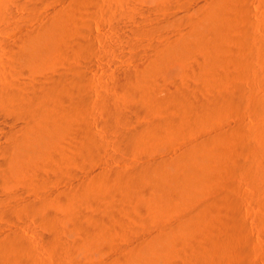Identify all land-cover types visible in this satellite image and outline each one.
Returning a JSON list of instances; mask_svg holds the SVG:
<instances>
[{"label": "bare ground", "instance_id": "obj_1", "mask_svg": "<svg viewBox=\"0 0 264 264\" xmlns=\"http://www.w3.org/2000/svg\"><path fill=\"white\" fill-rule=\"evenodd\" d=\"M50 1L52 3L54 0H24L23 2L21 1V6H18L26 10L35 11L39 9L41 5H45ZM89 1L90 0H80L78 8L75 6L76 8L74 7V9L69 8V10L63 9L58 10L56 13L53 12V15L54 13L55 15H49L52 16L49 20L44 18L46 22L43 24L44 26L42 25L43 28L38 32H32L30 35L26 34L27 36L22 35L19 42L4 41L0 45V117L5 116L9 118L10 121L19 122V125L10 127L6 130L4 136L6 138L4 139H6L5 141L7 142L4 141L5 143L0 146V185L13 187L17 184H21L20 186L28 187L26 189H29L30 186L31 189L36 187L35 190H38L37 194L42 198L41 201L37 200L39 201V203H37L35 200V203L30 200L31 198H28L30 201H25L26 205L20 204L24 202H20L19 204L24 206L25 212L24 210L23 212L29 217H31L30 215L37 216L35 219L38 218L40 222L38 226L40 225L41 228L44 229V232L39 237V243L37 244H40V247H38L40 249L44 248L47 252H50L54 258H58V264H66L64 257L69 256L76 259L80 253L85 256L86 261L82 263V259V262L78 263V260H76V264H95L92 261L94 255L102 251L105 252L104 250L106 247L108 249V244L111 245L112 248V245H114L113 241L116 240L118 231L121 230L125 235H129L133 230L137 231L135 228L132 229L131 222H129L131 221L129 220L130 218H137L142 222L153 224L154 227L156 226V228L162 232L155 238L149 236V239L148 236H144L148 238L147 240L142 236L143 239H145L142 240V242L138 240V243L134 241L136 244H134V242L133 244L130 243L134 246L124 244L126 248L121 254L120 252H113L111 249H108L111 250L113 254L118 253V255L114 256L115 259L110 261L109 258H107V264L225 263L226 261L222 259L223 255L221 254L220 247L218 248V244L216 245V241L219 239L216 237L222 233L218 236L214 234L216 236L215 239L214 235H211L212 232H210L212 229H207L211 234L205 236L203 234L204 232H201L202 227L201 229L199 228L201 223L206 219V214L201 215L202 213H197L194 215V212L191 213L185 208L182 213H179L183 217L180 226H174L168 224L166 222L168 217L166 218L164 213L160 212L163 210L166 212V210L184 194L183 192L191 191V189L196 186L197 181H206V164L204 165L203 161L200 160L201 158L199 159L203 146L201 144H204L206 139L203 140L205 142H200V144L197 142V137L199 138L202 131L204 132L205 129L202 127L207 128V126H209L208 121L213 120L211 118L215 116V114H219L218 112L228 104L229 106L231 103L237 104L239 99L240 101L242 100V93H245L243 90L245 89L246 91V88L243 89V76L240 74L243 69L240 73L239 70H237L238 73L236 72V74H232L230 71L228 72V67L226 66L229 63V56H226L223 51L228 49L226 51L227 53L228 51H234L235 48L237 49L238 46L236 44L237 47L231 44L234 48H231V46L228 48V44L234 40L236 43L238 42L240 47H244L243 42L241 43L242 45H240L239 41H236L238 38V40H240V37L244 38V36L242 37L241 35L243 32L241 30L245 22H248L245 18L242 19V17H245V13L244 16L241 15V11L244 9L238 10L237 6H234L236 9H233L231 5L233 0H224L225 6L228 5L226 8L228 13L222 15V19L219 17L221 19L219 22L213 16L220 3L217 0H125L124 2L122 0L123 4H119L120 7L124 5L126 6L124 10L128 11H125V15L122 14V16L117 17L115 27L121 29L120 27L126 21L130 23L137 22L136 25L138 26L141 20L139 22L136 21V18H138L136 16H138V14L135 13H138L136 12V8L138 10V7L135 6L139 5L141 7L140 13H143L142 15L144 18L150 22V26L151 22H153V25L148 28L149 22H147L148 24H144L147 25V27L142 25L137 28L134 24L135 27L130 28L129 31L125 28L127 30L126 33L128 35L130 33L133 35L136 34L137 36H139V33L143 35L145 33L148 34V37L150 35L153 36V38H149L154 42L151 44L153 45L156 43V45H150L152 47L144 46L149 50L148 53L151 50L154 53L151 52V55L149 53L150 56L146 58L143 54L139 55L133 52L137 56H134L132 53L131 59L134 56L137 57V60H139L138 62H140L137 67L134 69L127 68L131 71L121 69L117 72L115 71L116 73L114 72V75L111 74L112 92L109 93L111 89L110 86V89L108 88L109 90L107 91L108 93H105L107 95L101 94L97 96L99 97L98 100L91 104V93L89 94L87 92L88 89L85 90L86 88L84 89L81 87H84L83 84L86 83L88 80L87 78H89L87 76L95 69L92 55L98 52L95 50L90 40H87L85 37L84 41L80 39L91 30L90 26L86 25L88 23H82L83 21L81 18L85 16H83L85 12L80 11L81 6L88 9L85 5ZM238 1L240 4L241 0ZM76 2L73 4H76ZM242 2L244 3V0H242ZM262 2L264 3V0ZM69 3L71 4V2ZM56 4L58 8V3ZM234 4L236 5V3ZM86 6L89 7L90 5ZM94 7L98 8L97 6ZM242 7L243 6L240 8ZM64 8H66V6ZM85 9L83 10L85 11ZM245 9H247V6H245ZM153 10L164 12L165 14L162 13V15H165V17L162 18L165 20L163 21L160 17H158L159 19H155L156 17L152 18L151 13ZM239 11L241 18L239 17ZM27 12L26 14H28ZM32 12L29 11V13ZM154 12L153 14H155ZM37 14H39V12ZM157 14L159 15V13ZM247 15L248 14H246V17ZM38 16H41V14ZM42 18L43 17L40 19L41 21ZM241 19L243 21L245 19V22ZM44 21H42L41 24ZM143 22L145 21H142V23ZM169 22L170 25L172 24L174 27H172V29L174 30L176 28L179 32H177L175 36L173 34L168 38L164 37L165 40L163 39V41L161 39V42L159 43L157 41V44L154 39H156V36H161L160 31H162L163 28L166 29L165 26L168 25ZM243 28L245 31L246 27ZM123 30L124 29H122V31ZM173 30H171V33ZM260 34L262 37L257 39V42L255 41L257 46L255 45L256 43L253 42L254 39L253 41L249 40L252 37L249 39L247 38L246 41L243 39V41H245V45L247 44L248 46L253 42L254 47L256 46V51L258 54H261L258 55L255 51L256 55L258 57H264V35L263 33ZM260 34L256 35L257 38ZM163 35L164 33H162L161 37H163ZM149 38L148 40L152 41ZM247 40L250 41V44H248L249 41ZM241 41L242 39L240 42ZM139 42L138 45L140 46L141 43L139 44ZM131 43L135 46V41H130L129 47ZM145 44L148 45L149 43ZM139 46L138 48H140ZM132 47L133 46H131V50ZM224 47L226 48L224 49ZM135 48L136 46L133 49ZM148 48H151V50ZM140 49L144 51L142 47ZM238 49H240V51L234 52L239 56H235L238 57V59L241 56L240 61H242V55H240L239 52L243 54L244 49L242 50L239 47ZM142 51L140 52L142 53ZM249 52L251 51L249 50ZM250 54L252 55V53H249L248 56ZM245 55H243V57ZM236 57H230L232 61L230 64H233L234 60L236 61ZM247 58L246 60H248ZM254 58L256 57H252V62ZM262 59L264 60V58ZM137 60L133 61L136 62ZM243 61L240 63L243 64L245 62ZM239 62L238 64H236L237 62L234 63L235 66L237 65L238 69L243 68V66L246 69L245 66L248 68L252 67L251 65L253 64L251 62L252 64L249 66L247 64L248 62H246L247 65H241V67H239ZM234 64L233 67H235ZM133 65H136V63ZM223 66L226 67V72L225 69L222 68ZM220 67L224 71H221L222 69L220 70ZM236 68L233 70L234 72ZM86 72H88V75H86ZM243 73L248 75L249 72L245 70ZM250 73L253 72L251 71ZM224 76L225 78H223ZM221 78H223L222 80H228V78H230L231 82L233 81V85L229 87H227L228 85L225 86L227 88H217L215 84L218 83L217 85L219 86L221 83L219 84L217 80L221 82ZM90 80L93 81L91 76ZM230 80H228L227 83H229ZM90 83L91 82L88 84ZM223 84L224 82L222 81L221 85ZM88 86L90 87V85ZM82 89L84 91H82ZM247 92L248 91H246V93ZM263 105L264 101L262 103V106ZM228 107L226 109H228ZM93 109L97 111V118H95L96 115L93 117L96 113L95 111L93 112ZM262 109H264V106L263 108L261 106L258 107L257 112L260 113ZM223 113L224 112H221L220 115ZM262 116L264 117V114H262ZM205 124L207 126H204ZM93 126L94 128L101 126L102 131H107L106 133H110L109 135L112 134L109 136L111 138L113 136V145L111 147L117 149L122 156L129 153L132 154L133 150L135 153L136 148L139 149L142 147V150L143 147H145V149H151V146L154 147L153 145L157 143L171 142L173 144V141H176V139H173L174 136L177 139L180 138L179 142L182 140L187 147L183 146L184 144L181 142L179 145L183 144L182 146L186 147L182 152L178 151L180 153L177 154L175 149L171 151L168 150L171 154H177L176 156L173 154L172 157L174 158H168L169 160L167 158H164L166 160L160 158L161 160H151V162L149 160L150 163L140 166H137L138 164L134 166V164H136L134 163L131 164L133 165L132 168L129 167L131 169H125L126 171H123L124 169L119 170L114 166V168H111V165L108 164L110 161L108 163L105 161L104 158L106 156L104 157L105 150L103 143L106 142L102 141L99 133L94 132L95 130L93 131ZM201 129H203L201 134L199 133L200 135L197 136ZM234 134L235 132L231 133L233 138H235ZM225 135L227 136V134ZM237 136L239 135L237 134ZM222 138L225 137L223 136ZM238 142L234 145V152H232L235 156L237 154L234 166H236L238 170H247L249 166L247 158L251 157L252 160L250 161L252 164L250 163V167L254 169L253 174L255 172V175L262 176L261 178H263L264 162L261 163L259 160L261 159L260 157H262L261 154L263 155L262 151L258 150L256 148L257 146L251 148H256L258 151H256V149L255 151H247V149L244 148L245 146L241 145L246 141ZM109 144L111 145V142ZM169 146L176 147L173 145ZM169 146L168 148L164 146V148L169 149ZM213 147L217 148V145H213ZM230 147L231 146H229L227 150H230ZM251 148L250 150H253ZM145 149L143 151L144 153L149 150ZM214 150L216 149L214 148ZM227 150L223 152L226 154V152H229ZM235 150L237 153H235ZM210 151L213 152L212 150ZM217 152L216 150V155L219 154ZM223 152H221L222 155L224 154ZM119 153L118 155H120ZM168 155L170 154L168 153ZM225 163L227 162L225 161ZM219 164H221V162H219ZM228 165L231 166L229 163ZM76 167L84 169V171H86V174L84 172L85 175L92 176L87 178L88 180L79 177L83 173H81L80 170V173H78L80 175L78 176L76 173L79 171L75 173ZM233 170L235 169L233 168ZM53 175H55V180L61 183H58L57 189L59 185H63L67 180H71L70 183L72 185V181L76 180L77 183H74L75 185L70 189H65L61 192H57L58 190H55L56 187H53L54 191L57 193H54V191L51 193L49 187L51 188L50 183L51 179H53ZM85 175L84 177H86ZM255 175L253 177H255ZM82 178L85 179V181L82 180ZM257 179L259 178L257 177ZM262 180L264 181V178ZM55 182L57 183V181ZM68 184L69 183H67V185ZM61 188L62 187H60V189ZM21 194H19V196ZM38 195L34 197H38ZM6 196L9 197V195ZM12 196L13 195H11V197ZM34 197L32 196V198ZM196 201L198 204V200ZM192 205L194 204L192 203ZM4 207L6 206L4 205ZM11 207L14 210L13 206ZM11 207L9 211L12 210ZM171 208L173 210L175 209L174 207ZM192 208L194 209V207ZM4 209H6L3 210L6 212H3L5 213L4 217L7 216L8 218H13L16 212L19 211L18 207L15 208L18 210H14L16 212L13 213L9 212L7 208ZM210 212L212 213V211ZM26 214H24V216ZM221 219H223V217ZM209 222H211V220ZM132 223H134L133 220ZM215 223H217V221ZM208 225H211V223ZM215 227L218 226L215 224ZM224 229H226V227L223 228V230ZM66 231L72 234V239L71 242L68 241L69 243L63 240V234ZM220 231L218 230V232ZM17 232L13 231V233H7V235H5L7 238L1 241L0 264H40V257L36 259V261L35 258H37V256H34L35 258L33 259V254L36 255L39 253H34L35 251H33L32 247L35 246L30 243L32 245L31 247L29 244L30 241L23 240ZM134 233L132 232L131 234L133 235ZM136 234L137 233H135L134 236H136ZM132 235L130 236L132 237ZM229 237L227 242H229ZM233 239L231 238V240ZM31 241L33 243V240ZM224 241H226V239ZM219 242H221L220 239ZM115 247H119V245L113 246L114 250L117 249ZM242 251L240 250V252ZM40 252L43 253L42 250ZM175 253H177L178 255L176 256L179 257H176ZM110 256L113 257L111 254ZM174 256L179 258L181 262H176ZM69 257H67V260ZM67 264H70V261ZM98 264L102 263L99 262ZM243 264H245V260Z\"/></svg>", "mask_w": 264, "mask_h": 264}, {"label": "rangeland", "instance_id": "obj_2", "mask_svg": "<svg viewBox=\"0 0 264 264\" xmlns=\"http://www.w3.org/2000/svg\"><path fill=\"white\" fill-rule=\"evenodd\" d=\"M19 1L20 0H17V2H16V0H0V15H2V16H0V45L4 41H16V42H19L22 35L27 36V35H30L32 32H36V31L38 32L39 30H41L43 28L42 25L45 24V22H46V20L44 18H47V20H49L50 18H52V16H49V15H53V12L56 13L58 10H63V9H68L69 10V8L70 9H74L75 6H77V8H78V4L80 2V0H78V1L77 0H74V2H73V0H66V2H65V0H63V1L61 0L62 1V3H61V1H59V0H54V1H52V3L50 1V2L46 3L45 5H41V7H39V9L33 11V10H26L23 7L20 8L19 6H21V1L23 2L24 0H21L20 2ZM94 1H97V2H94ZM116 1H114V0H90L86 4V5H90V6L88 7V6L85 5V7H87L89 10L88 9H85L84 6H81V7L79 6L80 9H81L80 11L85 12L83 14V16L84 15L85 16L82 17L83 19L81 18V20L83 22L81 20L80 21L82 23H84V24L85 23H88L86 25H89L90 26V29H91L89 33L87 32L83 36V38L81 37L80 39H83V41H84V37H85V38H87V40H90L91 43L93 44L95 50H97V52H98V53H95V54L92 55L93 64L95 65V69H94L93 72H90L89 75L91 76V78L93 79V81L90 80V76L88 75V72H86L87 73L86 75H88L87 77H89L87 79L90 80V81L87 80V82L83 84L84 87H81V88H84V89L86 88L85 90L88 89L87 92L89 94L91 93L90 94V100H92L91 101V104L92 103H95L98 100L99 97H97V96H100L101 94L102 95H107L105 93H108L107 91L110 88L111 89L109 90V93L112 92V85H111L112 84V78H110L111 77V74L114 75L118 70H121V69L122 70H125L126 69L127 71H131V70H128L127 68H129V69L133 68L134 69L140 63V62H138L139 60H137L138 58L137 57H134V56H137L136 54H139V55L140 54L141 55L143 54V56H146V58H147L148 56L151 55V52H153L151 50V48H148V49L151 50L149 52L150 53V55H149V53H148L149 50H147V48L144 45L149 46V47H152L153 45L154 46L156 45V43L153 44V45L151 44L153 42V40L150 39V38H153V36H151V35L149 36L150 37L149 38L147 36L148 34H145V33H144V35L142 33L141 34L140 33L139 34L137 33L139 36H137L136 34L133 35L131 33L128 35L126 33L127 30L125 28H127L128 31H129L130 28H134L135 27V25H136L137 22L130 23V22L126 21L124 23L125 25L122 24V26L120 27L121 29L115 27V23L117 22L116 21L117 17L118 16H122V14L125 15V11H128V10H124V9H126V6L121 5V7H120V5H119V4H123V2L125 0H123V2H122V0L121 1L120 0L119 1L116 0ZM217 1H219L220 3L217 6V8H216V10H215V12L213 14V16L217 19V21H219V20L221 21L222 15L228 13L227 12L228 10H226V8H227L228 5L225 6L226 4L223 2L224 0H217ZM262 1L263 0H244L245 5L242 2V0L240 1V4H239V1L238 0H233L231 2V5L233 6V9L236 6H237V9L238 10H240V9L243 10L244 9L243 11H241V15L242 16H244V13H245V17H242V19L245 18L246 21H248V22H245V19H244V21L241 19L243 22H245V24H244L245 26L243 25V22H242V25L243 26H242V30H241V31H243L242 32L243 34L241 33V35H242V37L244 36V38H241L240 37V40L242 39L241 42H240V40H238L239 38L236 40V41H239L240 45H242L241 43L243 42L245 48L243 46L240 47L238 45V42L236 43L235 40L233 42H230L228 44V48H230V46H231V48H234V46L235 47L238 46L242 50L243 49L246 50L247 52L243 50V54L240 53V52H239V54L242 55V58L244 59V61L246 60L247 57H248L247 58L248 60H246L244 62L243 59L241 58V60L244 63L243 64L240 63V62H242V61H240V57L241 56L238 59V57H236V56H239V55L235 54L236 52H234V51H240V49H238V47H237V49L235 48L236 50L234 49V51L232 49H230V50H232V52L231 51L230 52L228 51L226 53V51L228 49L227 50H223L225 52L226 56H229L228 57L229 58V61H228L229 63L227 64L226 67H228L227 68L228 69V72L230 71V72H232V74H234V73L236 74L237 70H239V73H240V71L243 69V71H241V73H240L243 76V78H242V83H244L243 89L246 88V91H248V92L246 93V91L244 89L243 92H245V93H242L243 95L241 94L242 97L240 95V97L242 99L241 101L239 99V102L240 103L239 102L237 104L231 103L230 106H229V104L226 105V106H224L223 107L224 110L223 109L220 110L218 112L219 114H215V116H213L211 118L213 120H209L208 121L209 126L206 125L208 123H206L204 125V126H207V128L206 127L205 128L202 127L203 129H205L204 132L202 131L203 129H201L198 132V135L197 136H199L201 134V131H202V134H201L202 136L200 135V137H202V138H200V137L198 138L197 137V140H198L197 142L198 143H200V142L202 143V142H205L206 141L204 144H201L200 143L203 146H202L201 153L199 155L200 156L199 159L201 158L200 160L203 161V164L204 165L206 164V166H205V172H206V177H207V178H205L206 181L205 182L204 181L203 182L202 181H197L196 186L193 188L194 190L191 189V191H189V192H187V191L183 192L184 194H182V196H180L177 199V201L174 204H172L169 209L166 210V212H165V210H163L162 212H160V213H164V216L166 218L168 217L166 219V222L168 224H172L174 226H180L181 221L183 220L182 219L183 217L179 213H182L185 210V208H186V210H189V212H191V213L194 212L193 213L194 215H196L197 213L198 214L199 213L200 214L202 213L201 215L206 214V219L201 223V225H200L199 228L201 229V227H202L201 232L202 233L204 232L203 234L205 236L208 235V234H211L210 232H212L211 235H214L215 234L216 236H218L220 233L223 234V235L220 234L218 237H216L214 235V238L215 237L216 238H219L220 241H221V242H219V239H218L216 241V245L218 244L217 247L218 248L220 247V250L222 252L221 254L223 255L222 256V259H224L226 261L225 263L222 262V264H228V263L229 264H235L236 262H237L236 264H243L244 263V260H245V264H264V181L262 180L264 178V176H263V178H261L262 176L255 175V172L253 174V170L254 169H252L250 167L251 166L250 165V163H251L250 160H252V158L250 156H249L250 158H247L248 165H249L248 168H247V170H238L237 167L234 166L235 165L234 163H236V160L235 159L237 158V154L235 156V154L232 153V152H234L233 151L234 150V145H236V142H238V140H239V142H242V141L245 142L246 141L244 144H241V145L242 146H245L244 148L247 149V151L248 150L249 151H255L256 148L258 150L262 151L263 155L261 154L262 157H260L261 159H259V160H260L261 163L264 162V145H263L264 144V117L262 116V114H264V111H263L264 109H262L260 113L257 112V108L258 107L261 106L263 108V106H264V105L262 106V103L264 101V64H263L264 63V60L262 58H264V57L263 56L262 57L261 56L258 57L256 55V52H257L256 51V46H257V43L256 42L258 41L257 39H259L260 37H262V35L260 33H263V35H264V32H263L264 31V28H263L264 27V10H263L264 9V6H263L264 3ZM69 2H71V4ZM75 2H76V4H73ZM56 3H58V6L60 7V9H59V7L57 8V4ZM66 3H67V5H66ZM234 3H236V5ZM64 5L66 6V8H64L65 7ZM239 5H240V7L241 6H243V7L240 8ZM94 6H97L98 8H96ZM245 6H247V9H245ZM261 6H262V8H261ZM135 7H138V10H139L138 11L137 8H136V12H138V13H135V14H138V16H136V17H138V18H136V21L139 22L141 20L138 23L139 25L138 26L136 25L137 28H139V26L141 27L142 25L144 27H147V25H144V24H148L147 22H149V21L144 18V16L142 15L143 13H140L141 7L139 5H137ZM83 9H85V11ZM123 10H124V12H123ZM29 11L30 12L33 11V12L32 13H29ZM88 11L91 12V13H89ZM220 11H221V13H220ZM225 11H226V13H225ZM26 12L28 14H26ZM38 12H39V14H37ZM87 12L89 13V15H88ZM153 12L155 14L159 13V15H162V13L165 14L164 12H158L157 10H153L152 13H151L152 18H155L156 17L155 19H159L158 17H160V18L165 17V15H162V16H159L158 14L155 15V14H153ZM55 13H54V15H55ZM35 14H37V15H35ZM40 14H41V16H38ZM246 14H248L247 17H246ZM241 15H240V11H239V17L240 18H241ZM37 17H38L39 20L37 19ZM41 17H43L42 18V21L45 20L42 24H41L42 21L40 20ZM84 18H85V21L86 22L84 21ZM143 19H145V20H143ZM164 20L165 19H163V21ZM39 21H41V22H39ZM142 21H145L146 23L145 22L142 23ZM219 22H218V24H219ZM126 23H128V24H126ZM152 25H153V22H151V26ZM151 26H150V22H149L148 28L151 27ZM165 27H166V29L163 28L164 32H163V30L160 31V35L161 36H162V33H164L163 37L160 36L161 37L160 38V37H157L156 36V39L157 40L154 39V41H156V42L158 41L160 43L161 42V39L162 40L163 39L165 40V38H168L170 35H173L174 34V36H175V34H177V32H179V30H176V28L174 29L175 31L172 29L173 26H172V24L170 25V22ZM243 27H246L245 28L246 29L245 30L246 32L243 30L244 29ZM117 29H119V30H117ZM122 29H124L123 31L126 34L122 31ZM171 30H173L172 33H171ZM174 32H176V33H174ZM257 34H260L261 36L258 35V38H257V36H256ZM140 35H142L143 37L140 36ZM145 35H146V37H145ZM174 36H171V37H174ZM255 36H256V39H255ZM148 38L150 40H152V41H149ZM247 38L248 39L251 38V39H249L251 41H253V39H254L253 42L256 41L255 42L256 43L255 44L256 46L254 47V43L253 42H252L253 45L250 44V41L249 40H247V41H249L248 44H250V45L249 46L247 44L245 45L244 42L246 41ZM243 39H245V41H243ZM144 40H146V41L148 40L149 42L148 41L146 42ZM130 41L131 42H134L135 41V46H136L135 49H133L135 46L132 43H131V45L129 47ZM142 41H144V42L141 43ZM138 42H139V44L141 43L140 46L138 45ZM158 42H157V44H158ZM145 43H149V44L147 45ZM231 44L234 45V46H232ZM150 45H152V46H150ZM131 46H133L132 47V50H131ZM138 46L140 48L142 47V49H144V48H146V49H144V51H142L140 48H138ZM247 46L249 47V49H248ZM225 48L226 47H224V49ZM250 48H253V49H250ZM249 50L251 52H249ZM140 51H142V53ZM253 51H254V54H253ZM133 52L136 53V54H134ZM132 53H133L134 56L131 59ZM153 53H152V55H153ZM249 53H252V55H254V56H252L251 54H250L251 56L250 55L248 56ZM0 54H1V51H0ZM233 54H234V56H233ZM257 54H258V52H257ZM243 55H245L244 56L245 58L243 57ZM258 55H261V54H258ZM230 57H236L237 58L236 61L234 60L233 64L236 63V62H237L236 64H238V62L240 61L239 62V64H240L239 67H241V65L243 66V65H247V64L250 66L253 63L251 65L252 67H248L247 68V66H245L246 67V69H245L244 66H243V68H239L238 69L237 65L235 66V64H234L235 67H233V64L232 63L230 64V62H232ZM252 57H256L257 59L254 58L253 59V62H252V60H251ZM134 58H136V59H134ZM259 59H261L262 62ZM133 60H137V61L135 62ZM259 61H260V63H259ZM246 62H248V63L246 64ZM135 63H136V65H133ZM226 67L223 66L222 68L225 69ZM222 68L220 67V70ZM235 68H236V70L234 72L233 70ZM250 68H251V71L253 73H250L251 72L250 71ZM223 69L221 71H224ZM227 69H225V72H226ZM245 70H248V72H249L248 75L249 76L246 74L247 71L245 73L246 75L243 73V72H245ZM254 75H255V77H254ZM223 78H225V76ZM223 78H221V82L218 81V80H217V82H219V84L220 83L222 84V81H223L224 84H226L228 82V80H230V78H228V80H225V79L222 80ZM225 81H226V83H225ZM89 82H91V83L88 84ZM92 82H93V84H92ZM230 82H231V80L226 85L223 84L224 86L221 85V84L218 86L217 85L218 83L215 84V85H216L217 88H220V89H221V87L227 88V87L233 85V81L231 83ZM91 84H92V86H91ZM88 85H90V87ZM225 86H227V87H225ZM247 88H248V90H247ZM82 91H84V90L82 89ZM261 100H262V102H261ZM258 104H259V106H258ZM92 107H95V106H92ZM227 107H228V109H226ZM94 111H95V109H93V112ZM95 112H96L95 114L93 113L94 114L93 117H95V115L97 114V111H95ZM221 112H224V113L220 115ZM97 116L98 115H96L95 118H97ZM256 116H258V117H256ZM18 123L19 122H17V121H12V120L10 121V119L7 118V117H5V116H1L0 117V146H2L5 142H7V141H5L6 139H4V138H6V137H4L5 136V133H6V130H8L10 127H14L16 125H19ZM94 126L92 127L93 128V131L95 130L94 132L99 133L100 136H101V138H102V141L103 142H106V143H103L104 150H105L104 151V157L106 156L104 158L105 161L107 163L110 161L108 164L111 165V168H114L115 167L116 169H119V170L124 169L123 171H126V170L131 169L132 166H133L131 164H134V163H136V164H134V166H136L137 164H138L137 166H140V165H143V164H146V163H150L151 160L152 161L161 160V159L166 160L164 158L172 159V158H174V157H172L173 154H174V156H176L178 153L182 152V150L187 147L186 144H184L182 140L179 142V139L180 138L177 139L174 136L173 139H176L177 143H176V141H173V144L171 142L157 143L158 145L157 144L153 145L154 147L156 146L155 149L152 146H151V149L150 148H146V149H149V150H147L146 153L143 152L144 149H145V147H143V150H142V147H141V148H139L140 151H139L138 148H136L137 150L135 149V153L137 151V153H136L137 155L134 153V150H133L132 151L133 152L132 154H135V155H132V154L129 153V154H126V155H123L122 156V154H120L117 151V149L111 147L113 145L112 144L113 143V139H112L113 136H112V138L109 137V136H111L112 134L109 135L110 133L107 134L106 133L107 131H104V130L102 131L101 126L100 127L96 126L98 128H94ZM233 131L236 134V135L234 134V137L235 138L238 137L237 138L238 140L232 137L233 134L231 135V133H234ZM225 134H227V136ZM237 134L239 136H237ZM221 135H222V137L224 136L225 138H222ZM228 138L230 140L232 138L231 142H230V140ZM203 140H205V141H203ZM222 140H223V142H222ZM110 142H111V145L109 144ZM181 142L184 145L183 144L179 145V143H181ZM167 144H169L171 146L173 145V146H176V147H170ZM212 144L214 146L217 145V148L216 147H213ZM182 145L183 146H186V147H183ZM164 146L167 147V148L169 146V149L164 148ZM223 146H225V147H223ZM229 146H231L230 147L231 149L230 150H227V149H229L228 148ZM253 146H255V147L257 146V147L253 149V148H251ZM214 148L218 151L217 153H219V151L222 150V149H224V150L220 151V153L223 152V151L225 152V150H227L229 152H226V154L223 152L225 154V156H224V154L222 155V153L221 154L219 153V154L216 155V150H214ZM250 148L253 149V150H250ZM165 149H167V150H165ZM174 149H175V151H177V154L176 155H175V153L171 154V152L168 151V150L171 151V150H174ZM257 149H256V151H258ZM210 150H212L213 152H211ZM178 151H180V152H178ZM117 152L123 158L120 155H118ZM139 152L144 153V154H141ZM168 153L171 156L168 155ZM235 153H237L236 150H235ZM221 155L223 156V158H222ZM208 156H210V157L212 156V157L210 158ZM218 156H219V159H218ZM214 157H215V160H214ZM233 158H234L235 161L233 160ZM107 159H109V160H107ZM153 159H155V160H153ZM149 160H150V162H149ZM219 160H222V161H219ZM145 161H147V162H145ZM225 161L227 163H225ZM143 162H145V163H143ZM213 162H215L216 164L213 163ZM219 162H221V164H219ZM228 163L231 164V166L228 165ZM211 165H213V166H211ZM129 167H131V168H129ZM214 168H216V169H214ZM229 168H230V170H229ZM233 168L235 170H233ZM75 170H76L75 173L77 171H79V172L76 173L78 176L80 175V174H78V173H80V170H81V173H83L79 177H83V178L87 179V178H90L92 176V175L91 176L85 175L86 174V171H84V169H82L80 167H76ZM216 171H217V173H216ZM247 171H248V173H247ZM84 172H85V174H84ZM207 174H209V175H207ZM84 175L86 177H84ZM254 175H255V177H253ZM54 176L55 175H53V177H52L53 179H51V183H50L52 189L49 187V190L51 191V193L54 191V188L55 187H56L55 190L57 189L58 183L61 184L60 182H58V180H55V177ZM257 177L259 179H257ZM83 178H82V180L85 181V179H83ZM55 181H57V183ZM64 182H66V181H64ZM70 182H71V180L70 181L67 180L66 183H64V184L62 183L63 185H61V186L59 185L58 186V189H57L58 191L57 190L56 191L57 192H59V191L61 192V191L65 190V189H70L72 186H74L77 183L76 180L75 181H72L73 185ZM200 182H201V184H200ZM67 183H69V184L67 185ZM20 185L21 184H17V185H15L13 187L12 186L11 187H7V186L0 185V243H1V241L5 240L7 238V236H5V235H7V233L9 234V233H13V231L14 232H17L18 231L17 233L19 234V236L23 240L25 239V241H28V242L30 241L29 244L31 243L33 246H35V247H32V245L30 244L31 247H32V249H33V251H35L34 253L39 252L36 255L33 254V259L37 256V258H35V261H36V259H38L40 257V259H39L40 260L39 261L40 264H42V263L43 264H50V263L51 264H54V263L58 264L59 263L58 262L59 261L58 258H56V257L54 258V256L50 252H47L44 248H43L44 250L43 249H40L39 248L40 247V244H37V243H39V237H40V235L44 232V229L41 228L40 225L38 226V224L40 222L38 221V218L35 219L37 216L35 217L33 215H30L31 217H29L26 213H24L25 212L24 206H21V205H24V204L26 205L25 201L26 202H29L30 200H32L33 202H35V200L36 201L37 200L41 201L42 198L39 197V195L37 194L38 193V190H35L36 187L33 186L34 188L32 187L33 189H31V186H30L29 189H26L28 187L20 186ZM63 186H65V187H63ZM60 187H62L63 189L61 188L62 189L61 190ZM24 188H25V190H24ZM198 188H199V190H198ZM31 191L33 193L35 191L36 192L33 195V193ZM56 191H54V193ZM197 191H198V194H197ZM8 193H11V194H8ZM14 194H17V195H14ZM19 194H21V195L19 196ZM35 194H37L40 199L38 197H34V196H37ZM6 195H9V197L6 196ZM11 195H13V196L11 197ZM32 196L34 198H32ZM10 197H11V199H10ZM52 197H53V195H52ZM28 198L29 199L31 198V199L29 200ZM196 200H198V204H197V201ZM39 201H37V203H39ZM195 201H196V204L197 205L195 204ZM20 202H24V203H20ZM192 203L194 205H192ZM15 204L16 205L18 204V205L16 206ZM4 205L6 207H4ZM14 205H15V207H14ZM11 206H13L14 210H16L15 208L18 207L19 211H17L18 209L16 210L17 212L14 211ZM212 206H214V207H212ZM10 207L12 209L11 211H9L10 210L9 209ZM171 207H174L175 209L173 210ZM192 207H194V209ZM4 208H7L8 211L11 212V213L16 212V214L14 215L16 217H14V216H13V218H8L7 216L4 217V214L6 213L5 211H3V210H6ZM191 208H192V210H191ZM23 210H24V212H23ZM129 210H130V208H129ZM210 211H212V213ZM3 212H5V213H3ZM9 212H7V213H9ZM18 213H20V214H18ZM21 214H23V215H21ZM24 214H26L27 216L26 215L24 216ZM222 217H223V219H221ZM129 220H131L129 222H131L130 224L132 225V229L135 228L137 230V231H135V230L132 231L133 233L134 232L137 233L136 236H134L135 233L132 235L131 234L132 232L129 233V235H127V234L125 235L120 230L117 233L118 235L116 234V236H117L116 240H114L116 243L113 241L114 245H112V248H111V245L108 244V249H111L113 252L114 251H117L118 253L120 252V254H121V253H123V250L126 248L125 247L126 244H130V243L133 244L134 241L135 242L137 241L136 243H138L139 241L142 242V240H145V239L147 240L148 238H146L144 236H148V237L150 236L151 238H155V237L159 236L160 232H162L158 228H156V226L154 227L153 224H148L146 222H142L141 220H138L137 218L136 219L135 218H130ZM132 220H133L134 223H132ZM174 220H176V221H174ZM210 220H211V222H209ZM220 220H221L222 223L220 222ZM214 221L215 222L217 221V223H215ZM223 221H225L226 223L223 222ZM36 222H38V223H36ZM207 223L208 224L211 223V225H208ZM224 223H225V225H224ZM215 224L218 227H215ZM223 225H224V227H223ZM37 226L40 227V228H38ZM219 226H221V227H219ZM225 227H226V229L223 230V228H225ZM232 227H233V229H232ZM209 228L212 229V231ZM219 228H221V229H219ZM15 229H16V231H15ZM37 229L38 230L40 229V230L38 231ZM207 229L210 230V232H208ZM6 230L9 231V232H7ZM20 230H22L23 232L20 231ZM218 230L219 231L221 230V231L218 232ZM19 231H20V233H19ZM206 232H208V233H206ZM119 233H120V235H119ZM130 235H132V237ZM142 236L145 239H143ZM220 236H221L222 239L220 238ZM227 236L228 237L230 236L232 239L234 237V239L231 240V238L229 237V242H227L228 241L227 240L228 239ZM136 237H140V238H136ZM150 237H149V239H150ZM225 237H227V238H225ZM119 238H120V240H119ZM71 239H72V234L70 232L66 231L63 234V240L65 242L67 241V243H69V242H71ZM225 239H226V241H224ZM31 240H33V243H32ZM240 240H241V242H240ZM231 241H233V242H231ZM135 242H134V244H136ZM225 242H227V243H225ZM113 243H110V244H113ZM224 243H225V245H224ZM115 245L116 246L119 245V247H115L117 249L114 250L113 246H115ZM123 245H124V248H123ZM131 246H134V245H131ZM108 249L106 247V249L104 250L105 252L102 251L99 254L94 255V257L92 258V261L95 264H98L99 262L102 263V264H107L108 263V260H106L107 258H109V261L112 260V259H115L114 256H117L118 253L117 254H113L112 251L111 250H108ZM239 249L241 251L242 250H244V251L240 252ZM41 250H42L43 253L40 252ZM109 253L113 257H111ZM242 253L245 256H243ZM38 254H39V256H38ZM40 255H42V256H40ZM176 255H178V254L175 253V256ZM247 255H249V256H247ZM43 257L46 258V259H44ZM67 257H69V256L64 257V260H65L66 264L69 263V261H70V264L71 263L76 264V262H77L76 260H78V263H81L82 262V259H83V262L82 263H84L86 261L85 256L82 255V253H80L76 257V259L69 257L68 260H67ZM82 257H84V258H82ZM176 257H179V256H176ZM176 257H175L174 260L176 262H181V260L179 258H176ZM41 259L44 262H42ZM102 259L103 260L105 259L104 260L105 262ZM97 260H99V261H97ZM65 262H63V263H65ZM7 263H8V261H7Z\"/></svg>", "mask_w": 264, "mask_h": 264}]
</instances>
